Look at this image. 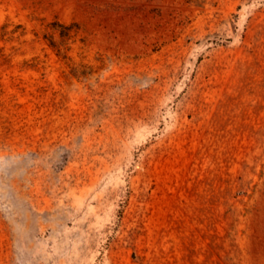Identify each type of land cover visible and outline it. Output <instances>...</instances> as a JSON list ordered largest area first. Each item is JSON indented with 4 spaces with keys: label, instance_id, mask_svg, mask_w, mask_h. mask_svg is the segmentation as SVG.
Wrapping results in <instances>:
<instances>
[{
    "label": "rangeland",
    "instance_id": "374dc122",
    "mask_svg": "<svg viewBox=\"0 0 264 264\" xmlns=\"http://www.w3.org/2000/svg\"><path fill=\"white\" fill-rule=\"evenodd\" d=\"M0 264H264V0H0Z\"/></svg>",
    "mask_w": 264,
    "mask_h": 264
}]
</instances>
